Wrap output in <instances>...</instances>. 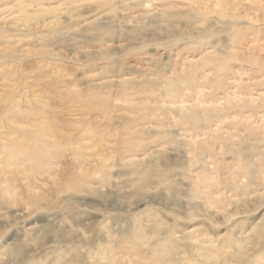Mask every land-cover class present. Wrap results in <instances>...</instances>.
<instances>
[{
    "label": "rangeland",
    "instance_id": "rangeland-1",
    "mask_svg": "<svg viewBox=\"0 0 264 264\" xmlns=\"http://www.w3.org/2000/svg\"><path fill=\"white\" fill-rule=\"evenodd\" d=\"M0 264H264V0H0Z\"/></svg>",
    "mask_w": 264,
    "mask_h": 264
},
{
    "label": "bare ground",
    "instance_id": "bare-ground-1",
    "mask_svg": "<svg viewBox=\"0 0 264 264\" xmlns=\"http://www.w3.org/2000/svg\"><path fill=\"white\" fill-rule=\"evenodd\" d=\"M36 128L40 130L38 126ZM22 133L23 135L21 136V138H17L16 140L11 141L9 144H7L2 148V155L5 157V159L2 160V163L5 165L6 168H11L17 166V162L21 160L22 162L35 163L36 167L39 169V167L42 164L46 163L40 161L39 158L49 157V155L46 154L47 152L45 153V150L47 149L48 145L42 143L43 136L41 133L34 134L35 133L34 132V133H28V135H26L27 133L23 130ZM27 136H32L30 140L33 141V144H27L26 142V139H28ZM38 143L42 144V146L39 147ZM41 168L43 169V167ZM4 189L6 190V194L9 195L10 194L8 193L9 189L8 188H4Z\"/></svg>",
    "mask_w": 264,
    "mask_h": 264
},
{
    "label": "clouds",
    "instance_id": "clouds-1",
    "mask_svg": "<svg viewBox=\"0 0 264 264\" xmlns=\"http://www.w3.org/2000/svg\"><path fill=\"white\" fill-rule=\"evenodd\" d=\"M135 186H138V185H135ZM126 202L129 203V204L131 203L130 201H126ZM12 206H16L15 203H13Z\"/></svg>",
    "mask_w": 264,
    "mask_h": 264
}]
</instances>
